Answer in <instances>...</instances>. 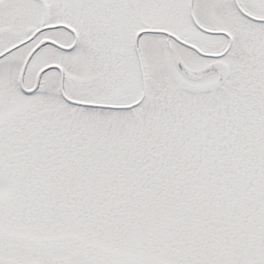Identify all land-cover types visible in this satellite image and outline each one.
Segmentation results:
<instances>
[{
	"label": "snow or ice",
	"instance_id": "snow-or-ice-1",
	"mask_svg": "<svg viewBox=\"0 0 264 264\" xmlns=\"http://www.w3.org/2000/svg\"><path fill=\"white\" fill-rule=\"evenodd\" d=\"M0 264H264V0H0Z\"/></svg>",
	"mask_w": 264,
	"mask_h": 264
}]
</instances>
